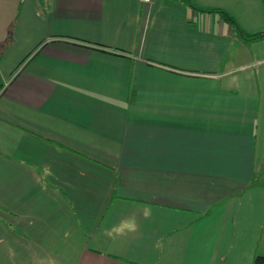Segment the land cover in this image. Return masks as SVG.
I'll return each instance as SVG.
<instances>
[{
	"label": "crops",
	"instance_id": "0c3cea01",
	"mask_svg": "<svg viewBox=\"0 0 264 264\" xmlns=\"http://www.w3.org/2000/svg\"><path fill=\"white\" fill-rule=\"evenodd\" d=\"M243 32L264 0H0V264L264 256V39Z\"/></svg>",
	"mask_w": 264,
	"mask_h": 264
},
{
	"label": "trees",
	"instance_id": "16d2710c",
	"mask_svg": "<svg viewBox=\"0 0 264 264\" xmlns=\"http://www.w3.org/2000/svg\"><path fill=\"white\" fill-rule=\"evenodd\" d=\"M188 2H190V0H188ZM220 14H222L225 18H227L228 20L232 21L235 25L236 22L235 20L229 15V13L225 12V11H218ZM243 34V38L247 41H254V40H262L264 39V32L261 33H257V34H247V33H242ZM253 264H264V256L263 255H257L254 259V263Z\"/></svg>",
	"mask_w": 264,
	"mask_h": 264
},
{
	"label": "rangeland",
	"instance_id": "374dc122",
	"mask_svg": "<svg viewBox=\"0 0 264 264\" xmlns=\"http://www.w3.org/2000/svg\"><path fill=\"white\" fill-rule=\"evenodd\" d=\"M261 246L264 247V240H261V243H259V249L262 248ZM262 250H260V252H262Z\"/></svg>",
	"mask_w": 264,
	"mask_h": 264
}]
</instances>
